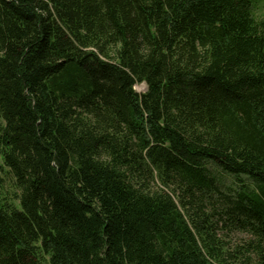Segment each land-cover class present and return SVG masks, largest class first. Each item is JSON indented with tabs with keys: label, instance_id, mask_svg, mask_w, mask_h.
Returning a JSON list of instances; mask_svg holds the SVG:
<instances>
[{
	"label": "trees",
	"instance_id": "obj_1",
	"mask_svg": "<svg viewBox=\"0 0 264 264\" xmlns=\"http://www.w3.org/2000/svg\"><path fill=\"white\" fill-rule=\"evenodd\" d=\"M258 1L0 0V264H264Z\"/></svg>",
	"mask_w": 264,
	"mask_h": 264
},
{
	"label": "rangeland",
	"instance_id": "obj_2",
	"mask_svg": "<svg viewBox=\"0 0 264 264\" xmlns=\"http://www.w3.org/2000/svg\"><path fill=\"white\" fill-rule=\"evenodd\" d=\"M255 16L258 20L260 19H264V4L261 1H258L256 4V10H255ZM138 92H143L146 89L145 84H142L140 86H138L137 88ZM213 170V174L215 175V177H217L218 182H220V184L224 187V188H235V181L234 178L230 175H227L223 172H220L219 170H217L215 167L212 169ZM9 181H5L4 184V189L7 191L12 190L11 185L9 184Z\"/></svg>",
	"mask_w": 264,
	"mask_h": 264
}]
</instances>
